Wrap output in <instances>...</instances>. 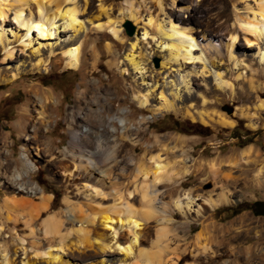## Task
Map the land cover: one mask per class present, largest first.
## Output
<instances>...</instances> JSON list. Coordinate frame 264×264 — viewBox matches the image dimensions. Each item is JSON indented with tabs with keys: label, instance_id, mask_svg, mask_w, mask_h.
Returning a JSON list of instances; mask_svg holds the SVG:
<instances>
[{
	"label": "rangeland",
	"instance_id": "1",
	"mask_svg": "<svg viewBox=\"0 0 264 264\" xmlns=\"http://www.w3.org/2000/svg\"><path fill=\"white\" fill-rule=\"evenodd\" d=\"M126 1H130L133 12L138 13L137 21L125 16ZM73 2H65L62 7L74 5L84 32L90 22L97 23V18L106 22L101 14L104 9L112 20L111 27H116L120 36L116 39L109 32L110 28L103 30V43L110 45L108 52L101 44H95L92 51L83 46V63L78 70L57 64L61 57L59 46H53L55 55L49 59L46 46L40 48L42 55L38 56L32 50L42 39L27 46L26 39L22 40L24 43L16 42L15 24L9 23L5 28L15 48L13 57L4 60L5 52L0 47V77L9 79L12 74L18 75L12 82L0 81V205L8 197H14L21 204L9 214L12 219L19 217L18 224L8 222L6 212H0L3 228L0 264L3 247L7 248L14 264L28 261L53 264L47 262L51 251L69 264H146L138 250L161 248L160 243L158 247L152 245L161 218L169 221V246L186 248L178 264H264V217L253 215L250 210L233 215L236 207L264 202V170L262 182L255 180L256 173L264 168V62L258 57L259 49L264 53V36L258 41L259 45L248 46L237 21L238 17H251L249 9L254 8L256 2L177 0L179 5L196 12L193 20L183 12H172V0H162V10L157 0ZM58 3L62 0H48L47 5L53 9ZM176 16L200 45L206 46L205 39L210 37L220 44L219 57H206L209 52L204 48L206 55L197 52L202 54V60H187L179 66L168 61L166 49L158 47L161 38L156 26L164 25L168 29L169 19ZM149 19L152 23L148 26ZM127 23L133 28L131 35ZM144 27L148 32L146 36H143ZM231 29H235L237 35L232 51L235 62L229 59L225 46ZM82 31L76 35H81ZM220 34L221 38H217ZM74 37L75 33L69 31L60 35V41ZM136 38L134 54L142 64L140 71H135L126 59ZM39 57L49 61V65L32 70L30 65ZM217 73L221 75L219 80ZM219 81L226 84L219 85ZM30 89L40 93L49 91L53 96L54 104L46 107L44 120L39 118L43 116L38 114L41 109L29 100ZM140 95L147 97L145 107L137 102L136 97ZM164 100L172 103L173 109L158 111L157 107ZM24 110H27L25 120ZM99 119L103 123H98ZM25 121L28 125L22 132L18 123ZM74 132L76 138L72 137ZM249 146L253 148L249 163L235 165ZM73 152L88 158L100 172L83 168L81 170L86 171L80 179L68 182L69 176L67 172L64 174L61 165ZM151 156H160L165 166L157 186L160 194L153 216L134 230L122 214L111 215L114 222L108 227L97 220L95 225L87 226L89 234L84 239L77 236L74 231L80 225L78 220L90 219L98 210L111 212L121 207L117 193L126 198L127 192L138 185L143 178L136 179L137 164L144 158L150 167L148 158ZM24 159L31 174L13 184L22 172ZM184 168L190 170L188 174L183 173ZM19 187H26L32 193ZM37 190L51 195L49 209L39 215ZM221 192L231 194L233 202L214 209L202 205L205 199L216 201ZM87 194L90 196H85ZM187 197L195 201L185 214L184 210L174 207L173 201L179 198L185 202ZM66 200L73 204V212L68 211ZM130 202L137 212L145 207L138 195ZM198 205L203 208L200 214H197ZM59 211H67V215H62L64 223L60 230L67 238L63 252L40 232L35 244L24 224L41 228L43 218ZM201 229L205 230V243L210 251L194 256L195 234ZM130 232H136L140 248L126 255L116 249L115 242L124 243L132 235ZM97 240L110 245L111 249L100 251L95 244ZM167 259L168 255L162 253L151 263L163 264Z\"/></svg>",
	"mask_w": 264,
	"mask_h": 264
},
{
	"label": "bare ground",
	"instance_id": "2",
	"mask_svg": "<svg viewBox=\"0 0 264 264\" xmlns=\"http://www.w3.org/2000/svg\"><path fill=\"white\" fill-rule=\"evenodd\" d=\"M74 0H62V3H58L54 6L53 9L47 5L48 0H0V47L5 52L4 60H10L14 55V43H12L9 38L7 37V34L5 32V28L7 27V24H15V30L16 34H14V37L16 39V42L22 41L26 39L28 45L31 46L33 42H36L37 40L42 39L43 42H38L37 48H34L32 52L37 54L38 56L42 55V52L40 48L44 49V47H48L49 56L48 59L55 55V50H52L53 46H59L58 49L60 50L61 57L57 60L58 65H63V68L65 69H73L78 70L81 68V65L83 63V56H82V48L83 46H86L89 51H92L95 44H101L103 45L102 48L105 50V52H108L110 49V45L108 42L103 43L101 33L103 30L108 29L109 32L116 38L120 39V36L118 37V31L112 26V20L109 19L106 15V10H101V14H103L106 17V22H100L99 18H97V23L90 22V26L87 31L84 32V26L83 23L80 22L77 18V10L75 9L74 5L73 7H62V4H65V2H73ZM256 2V5L254 8L249 9L251 12V17H238L237 21L239 23V27L241 30L244 31V41L248 46L253 47L252 45H259L258 41L264 36V0H254ZM158 5L160 6L161 10L163 7L162 0H157ZM230 1H228V4ZM76 6V5H75ZM126 12L128 18L137 21L138 16L137 12H133V5L130 1H126ZM77 7V6H76ZM225 8V6H223ZM222 8V7H221ZM223 9V8H222ZM170 10L172 12H183V14H187V17L191 20L195 19L196 12H193L192 8H184L183 6L179 5L177 3V0H172L171 2V8ZM122 12V11H121ZM249 14V13H248ZM172 18V17H171ZM169 19V28H165L164 25H157L156 31L158 35L161 38V41L159 42V48L166 49L168 61H173L176 63V65H180L181 63H185L187 60H202V54L204 53L206 55V51L204 48H206L209 52V55L207 53L206 57L213 58V57H219L220 53L218 52L217 48L220 44H216V42L210 37L205 40H207L206 46L200 45L198 43L192 32L189 30L188 27L181 25V19L176 16L175 19ZM180 21V22H179ZM56 23H59L56 26ZM152 21L151 19L148 20V26L151 25ZM11 24V25H12ZM153 26V25H152ZM62 29V30H60ZM144 29L143 36L148 35L147 30ZM82 31L81 35H76L78 32ZM69 31H73L75 33V37L69 39L68 41H60V35L62 33H68ZM230 35V39L226 46V52L227 55H229V59H232L234 62L237 60L233 58V48L234 43L237 39V35L235 34V29H231L228 31ZM120 34V33H119ZM32 36V37H31ZM40 38V39H39ZM217 38H221V34L217 36ZM49 40H55L53 44L47 43ZM137 38L135 39V43L131 44L129 53L126 55V59L128 63L131 65V67L134 68L135 71H140L141 68V62L139 59H137V56L134 54V48L136 46ZM24 43V41H22ZM164 45V46H163ZM26 47V45L21 48L22 50ZM197 47L200 49L197 50ZM47 49V48H46ZM262 49H259L258 51V57L259 61L264 62V53L261 52ZM198 51H202V54H197ZM57 52V50H56ZM196 52V53H195ZM41 54V55H39ZM49 65V61H44L39 57L35 63L31 64L32 70H38L40 67H46ZM164 65V63L162 64ZM236 65V63H235ZM206 69V66L203 65V70ZM20 73L19 69H17ZM203 73V72H202ZM18 73L12 74L11 78L5 79L0 77L1 82H12L16 79ZM1 76V75H0ZM217 80L220 79V74L215 75ZM185 88L188 90V84L185 82ZM219 85L226 84L222 81H219ZM29 100L32 104H34V107H39L41 109L38 114L43 116H40V119H45L46 116H44V113L46 112L47 106H52L54 104L53 102V96L51 92L48 91V93L39 92V90L30 89L29 90ZM137 102L140 106L145 107L148 103L147 97L144 95H140L136 97ZM46 103V104H45ZM48 104V105H47ZM173 107V104L164 100L163 103L157 107L158 111H169ZM26 112L27 110L23 111L24 120L26 119ZM28 121V119H27ZM98 123H103L101 119L98 120ZM19 127L22 132H25L26 126L28 123L25 122H19ZM223 125H227L226 122H222ZM83 132H86V130H83ZM77 133L74 132L72 134L73 138H76ZM253 148L251 146L247 147L241 154L240 159L235 163V165L241 163V164H247L248 158L252 154ZM69 160L64 163V165H61V169L64 171V174L66 173L67 176H69L68 182H72L76 179H80L82 174L85 173L86 169L81 170L83 168H88L89 170L100 172V170L94 165L88 158H84L79 155H75L74 152L69 154L67 156ZM160 156H151L148 158V160L151 163V166H147V164L144 161V158L140 160V162L137 164L136 167V179L143 178L138 185H135L132 191H128L126 198H123V194L118 195V199L121 200L120 202L121 207L118 209H115L111 212L109 211H97L90 219L87 220H78L80 223L79 227L74 231V233L84 239L89 232L87 231L88 225H95L97 220H100V225L104 226L105 228L108 227V224L110 225L113 223V216H120L122 214L124 217H126V223L128 225H132V228H136L140 226L141 222L146 223L155 213V202L159 200V190L158 185L161 180V174L164 172L165 166L162 165L161 161L159 160ZM26 159H24L23 163V169L22 172L12 181L14 184L16 182H19L20 180H23L24 177H29L31 174L30 166L28 163H26ZM147 161V160H146ZM263 169H259V171L255 175V180L257 183H261L262 180V173ZM189 169L184 168L183 173L188 174ZM164 174V173H163ZM262 174V175H261ZM152 178V180H150ZM20 188V187H19ZM35 188V187H34ZM26 190V192L32 193L31 191H28L27 188H20V190ZM39 196V202L37 203V215L41 214V212H44L49 209L50 201H51V195L44 194L41 190H37ZM136 195L140 197V201L143 202L145 207L141 209L142 211H136V209L131 205V200H133ZM231 195V194H230ZM229 193L221 192L218 195V198L216 201L210 199H205L202 205L209 207L211 209L217 208L218 206H224L231 204L233 200L231 199ZM90 196V195H85ZM125 197V196H124ZM116 199V200H118ZM188 201L182 202L179 198L173 201V205L177 210H184L185 214L189 211V209L192 207L191 205L195 201L192 198L187 197ZM115 200V201H116ZM21 204L20 201L15 199L14 197H8L4 200L3 204L0 205V212L4 213L6 212V220L8 222H12L14 224H18L19 217L17 218H11L10 212L17 209V207ZM66 204L69 206L70 212H73V208L71 207L73 204L66 200ZM116 206V205H115ZM199 209H197V214L201 213V205H198ZM67 215V211H59L55 212L53 214L47 215L45 218L42 219L41 222V228H31V225L28 223L24 224L27 228H29L28 236L34 239L35 244H37L38 240L40 239L38 236V232H40V235H43L42 237H49L53 240V244L57 246V250L63 252L65 245L64 242L67 239L66 234H63L60 232L61 227L63 226L62 221V215ZM66 217V216H65ZM70 217V216H69ZM100 217V218H99ZM99 218V219H98ZM77 219V218H76ZM119 219V218H118ZM162 222L159 224V226L155 229V238L152 241L153 246L158 247V243H160L161 248H159L158 251H146L144 249H139L138 254L140 257H142L146 264H152V259H158L161 257L162 253L168 255V259L163 264H178V261L180 260L181 256L186 252V248H179V246H176L174 248H171L169 246V240L168 235L170 234L169 230L167 229V222L168 220L161 218ZM72 221V220H71ZM118 221V220H117ZM123 222V221H122ZM121 222V223H122ZM111 227V226H110ZM2 226L0 227V231H2ZM135 230V229H134ZM205 230L201 229L195 234V240H194V249L192 250L194 256H198L199 254H205L210 251L209 247L205 243V236L204 233ZM132 235L126 238V241L124 243H121V240H118L115 242L116 249L125 253L126 255H129L134 248H140V245H138V237L134 232H130ZM68 234V233H67ZM69 235V234H68ZM132 237V238H131ZM45 239V238H44ZM51 241V240H50ZM103 242L101 240H97L95 244H98L100 247V251L110 250L111 246L107 244H102ZM81 244V243H80ZM73 246V245H72ZM49 248L51 247L48 246ZM67 248V247H66ZM113 248V247H112ZM3 255L2 257V264H14V259L10 258L7 253V248L3 247ZM54 251V250H53ZM52 252V251H51ZM51 252L48 253L49 260L47 262L53 263V264H69L66 261L62 259V256L59 254H52ZM2 253V252H1ZM55 253V252H53ZM28 261V260H27ZM22 264H30L28 262H23ZM34 264V262H33Z\"/></svg>",
	"mask_w": 264,
	"mask_h": 264
},
{
	"label": "trees",
	"instance_id": "3",
	"mask_svg": "<svg viewBox=\"0 0 264 264\" xmlns=\"http://www.w3.org/2000/svg\"><path fill=\"white\" fill-rule=\"evenodd\" d=\"M242 210H250L253 215H255V216H263L264 217V202L257 201V202H254V203L248 205V206H245V207L243 206V208H237L236 207L233 210V212H234L233 215L238 214Z\"/></svg>",
	"mask_w": 264,
	"mask_h": 264
},
{
	"label": "water",
	"instance_id": "4",
	"mask_svg": "<svg viewBox=\"0 0 264 264\" xmlns=\"http://www.w3.org/2000/svg\"><path fill=\"white\" fill-rule=\"evenodd\" d=\"M127 29H128V34L131 35L133 28L131 27V25L129 23H127Z\"/></svg>",
	"mask_w": 264,
	"mask_h": 264
}]
</instances>
